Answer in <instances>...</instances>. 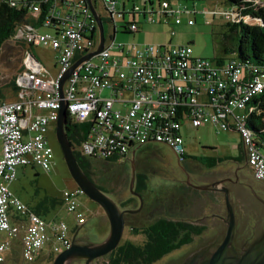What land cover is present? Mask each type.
<instances>
[{"label":"built area","instance_id":"obj_1","mask_svg":"<svg viewBox=\"0 0 264 264\" xmlns=\"http://www.w3.org/2000/svg\"><path fill=\"white\" fill-rule=\"evenodd\" d=\"M62 2L53 15L55 29L44 22L41 26L44 32L25 27L26 32H17L13 37L26 45L54 51L55 77H46L41 65L27 54L22 58L21 71L12 79L17 99L0 100V231L8 236L18 231L19 226L9 221V208L22 215L20 242L25 261H32L46 244L53 255L71 242L73 228L62 220L46 221L7 186L15 178L17 166H37L45 172L50 169L52 150L46 131L48 124L57 118L61 100L66 102L73 121L94 122L90 138L76 148L83 156L123 158L131 146L148 142L164 143L181 156L183 141L179 127L181 121L187 120L195 128L211 124L217 131L237 132L252 177L264 182V154L255 146L245 125L248 113L257 107L249 102L264 89V73L241 81L239 67L232 60L219 64L194 56L188 45H143L121 62L122 68L128 70L125 74L104 46L68 75L61 98L60 79L75 60L93 51L97 42L95 20L86 0ZM99 2L104 14L113 19L116 0ZM29 8L31 14L38 12L36 5ZM167 8V3L161 2L159 13L164 14ZM234 18L232 13L231 19ZM137 28L133 22L126 26L131 33ZM108 68H113L112 74ZM103 89L109 90L111 96L100 98ZM125 90L132 97L121 100ZM115 101L122 105V110L113 107ZM80 192L77 187L64 189L60 196L77 225L84 221L77 197ZM6 246L7 240L0 241V263Z\"/></svg>","mask_w":264,"mask_h":264},{"label":"rangeland","instance_id":"obj_2","mask_svg":"<svg viewBox=\"0 0 264 264\" xmlns=\"http://www.w3.org/2000/svg\"><path fill=\"white\" fill-rule=\"evenodd\" d=\"M132 2V6L136 5L138 8H141V5L138 3V1L135 0ZM260 2L261 0H252L254 5H257ZM129 5H131V2L125 6V9ZM226 7L227 5L221 2L216 8H218V10H225ZM117 8H119V4ZM114 12L116 11L114 10ZM99 13H101V11H99ZM153 18L156 23H159L157 24V27H150L149 25L151 23L149 22L143 23L142 29L135 34L121 33L120 27L122 24L121 22H117V24H115L117 33L115 34L112 44L108 46V51L119 54V48L117 45L121 43L125 44L124 52H132V50L129 49L132 43L153 44L152 40H158L161 42L163 41L164 43L166 37L167 39L169 38L170 29L161 22L160 18L156 17L155 15ZM176 18L180 19V16L176 15ZM171 19L173 20L174 18ZM192 19L193 18H190V20ZM127 20L128 17H125L124 21ZM227 20V18L223 20L220 16H215L212 19L210 15L203 17L202 15L197 14L195 20H192L194 21L192 25H185L184 23H181L179 30L173 27V31L176 33L175 37L173 38V42L187 43L192 49L196 50L207 59H213L215 56L225 58L234 57L235 54L230 51L235 50L236 40L235 36L230 34L224 25L225 21ZM181 21L184 22L182 17ZM205 21H207V23H205ZM44 31L46 30L42 27L37 29V32L39 33ZM107 32L108 27L103 23V35L105 38L107 36ZM13 41L14 40H8L2 46L0 52V90L7 95L11 90L9 82L12 83V78L19 71L23 51V47L20 45V43H15ZM225 50L226 53L224 52ZM30 52L34 58L39 61L41 65L50 73V76L54 78L57 73V66H53L55 61V53L42 46H32ZM92 60L95 61V59ZM106 95V92L102 94V96ZM190 129L191 128L188 127V131ZM234 135L235 137L238 136L239 138L237 132ZM192 136L193 134L190 137L192 146H201L199 145L200 143H197L198 141H196L195 137L192 138ZM46 138L52 150V164L50 166L49 172H45L39 167L34 166L30 168L29 175L25 178H22L20 186L23 187L21 190H23V195L28 199V202H30V199H41L43 196H45L44 194H46V196L51 195L52 197L56 198L61 195L64 189L71 190L76 187L74 181L67 171L59 144L56 141L54 135V122H50L48 124ZM234 140L236 141L234 142L237 143V137ZM204 141L208 147L220 146L219 148L221 149H226L228 146H230L231 142L220 139V136L218 139H216L213 131H207L205 133ZM75 148L78 147L76 146ZM234 153L236 156H238L236 148L234 149ZM128 154L129 156L127 157ZM128 154L126 155L128 159L126 158L127 161L125 163L105 161L102 158L93 156L90 158L88 157L90 166L89 176L94 184L101 188L105 195L110 197L112 200L117 201L116 199L126 197L132 193V190L129 189V185L126 186V181L128 179L131 167L133 166L134 180L140 178L139 180H142V183L145 184V188L140 199H132L128 204H126L128 211L123 215L124 225L119 243L123 242L124 240L139 243L141 242L142 237L139 234L131 232L130 227H143L154 221L151 218V210L153 209L151 207L155 206L159 197H168L172 199L177 193H179L178 189L176 188L175 181L177 180V177L175 175H170L168 177L161 172L162 167H164V161L169 163V165L172 167H176V165L179 163V160L178 155L172 150L171 147L158 146L155 143L136 147L133 153L130 152ZM145 160H148L149 162L146 163ZM148 166L151 167V171H147L146 173ZM141 174L145 175H143L144 178L141 177ZM163 182L166 183V187L159 185ZM44 190L46 193H44ZM77 197L81 203L79 206V211L82 213L85 219L77 233L86 235V240L88 241H101L107 234V232L105 233L104 231L105 229L102 230L98 225L100 219H104L105 217L102 210L95 202L90 200L82 192H80ZM117 203L119 202L117 201ZM41 215L43 216V213H41ZM44 217L62 220L68 226L72 227L73 231L74 227L77 226L73 213L69 212L63 204H58L54 208H51L50 212L44 215ZM79 234L77 237L80 236ZM55 254L56 253H54L52 257ZM50 263L51 261L46 264ZM98 264H104L103 260H99Z\"/></svg>","mask_w":264,"mask_h":264},{"label":"crops","instance_id":"obj_3","mask_svg":"<svg viewBox=\"0 0 264 264\" xmlns=\"http://www.w3.org/2000/svg\"><path fill=\"white\" fill-rule=\"evenodd\" d=\"M120 1V2H119ZM132 1L135 0H116V3L114 5V10L116 11L114 13V17L112 19L114 25L117 24V22H121L122 26L120 27L121 33L125 31L122 27L125 26L124 23L127 22H133L137 25V31L132 32L131 34H135L139 32L142 29L143 23H151L149 26L152 28L157 27L156 21L154 20L153 16L160 18L161 22L169 27V38L163 41L158 40H152L153 44H145V43H132L130 46V50L132 52L126 51L124 52V45L125 44H119L117 47L119 48L118 52L111 53L108 51V46L112 44L115 34L117 33L116 25L114 26V34L111 37V39L108 38L109 29L107 32V36L105 40V47L107 49V52L111 59H114L118 61L117 66H119L120 70H123V73L127 74L128 70L125 68H122L121 62L125 59L127 56H132L134 53V50L137 48L143 46V45H151L153 47H169V46H177V45H188L187 43H174L173 38L175 37V32L173 31V27L179 30V26L181 23H184L185 25H192V23L195 20V17L197 14L202 15L203 17L210 15L213 19L215 16H220L223 20L227 18L229 21L231 19L232 13L230 10H227V7L225 10H218L216 8L219 3H221L219 0H136L138 3H140L141 8H138L136 5L132 6ZM167 3V10L164 12V14L159 13V7L161 2ZM94 2V8L99 13V16H104V11L102 8V5L100 4L99 0H93ZM131 2V5H129L126 9L125 6ZM156 2V3H154ZM119 4V8H117ZM135 10V11H134ZM177 16H180V19L176 18ZM125 17H128L127 21L125 20ZM184 19V22L181 21ZM171 18H174L173 20ZM190 18H193L190 20ZM178 20V23H175V20ZM154 20V21H153ZM227 20V21H228ZM191 21V24H188V22ZM225 21V23L227 22ZM207 23V21H205ZM161 24V23H160ZM103 30V28H102ZM173 32L171 35L170 33ZM130 33V32H127ZM104 37V36H103ZM15 43H20V45L23 47L22 51V57H21V65L19 68V71L22 69V58L26 56L27 54H30L33 58L34 56L31 54L30 49L32 46H40V45H31L30 47L27 46L22 40L14 39ZM43 47V46H42ZM47 48V47H46ZM49 49V48H48ZM128 49V50H129ZM51 50V49H50ZM192 54L194 56L205 58L203 55H201L196 50L192 49ZM52 51V50H51ZM1 52V50H0ZM54 52V51H53ZM55 53V52H54ZM128 54V55H126ZM218 58V57H214ZM35 59V58H34ZM36 60V59H35ZM37 61V60H36ZM40 65L41 63L37 61ZM55 65V61L53 63V66ZM45 72L46 77H51L50 73L41 65ZM17 72V73H18ZM108 72L110 74L113 73V68H108ZM16 73V74H17ZM15 74V75H16ZM14 75V76H15ZM14 78V77H13ZM12 78V79H13ZM10 85V92L9 94H5L0 90V100L4 101H14L17 99V93L16 88L11 86V82H9ZM13 91V92H12ZM106 92V96H102V94ZM110 92L107 89H103L99 93L100 98H108L110 97ZM132 97V94L129 90H125L122 92V95L120 97L121 100H128ZM8 98V99H6ZM113 107L123 109L122 105L115 101L113 103ZM33 112H36V110L33 108ZM39 112V111H38ZM188 127L191 129L188 131ZM211 132L215 134V138L218 139L220 136V139L228 140L230 142V146H228L226 149H221L219 147H208L206 145V142L204 141V135L206 132ZM179 132L182 137L183 141V153L181 157L178 160L182 162L188 170L194 171V167L197 166L199 169H202L203 171L210 170L211 167L214 166V164L218 162H225L227 163V168L232 169L234 168V171L237 174V179L234 181H220L218 183H214L212 186L209 184H204L200 182L199 185L194 187L193 185L189 184H183L180 180H178V171L176 172L177 168L172 167L169 165V163H166L164 161V167H162V173L166 176H176V188L178 189V192L174 198H164L159 197L156 204L151 210V218L155 221L157 219H167L171 221H192V223H197L195 219L205 216L210 217L211 219H214V214L219 215L217 218H220V220L225 226L223 222V217L226 214V209L224 205V199H223V189H227L230 192V195L228 196V199L231 203V209L233 212L234 217V224L236 226L241 225L242 227H249L255 224V226H261L260 218H264V183L256 180L252 177L251 172L248 168V166L245 164V167L241 169V167H236L235 164L237 160L239 159L240 155L243 153L240 140L237 137V143L234 139L235 137V131L234 130H226V131H217L216 128L211 124L202 125L200 127H193L189 121L183 120L180 123ZM193 134L192 138L195 137L197 143H200L201 146H192L191 143V135ZM195 141V140H194ZM235 141V142H234ZM155 143L158 146H166L168 145L160 142H148L141 145H134L131 146L128 153H133L134 149L136 147H140L146 144ZM237 149L238 156L234 153V149ZM233 149V151H232ZM1 155V151H0ZM129 154L127 155V157ZM125 157V158H127ZM128 159V158H127ZM144 161V160H143ZM112 162H119L118 160L112 161ZM146 163H148V160H145ZM150 165V164H149ZM34 166H17L15 170V178L7 183V186L9 190L17 196L22 202H24L26 205H28L30 208L37 206L39 204L40 199H30V202H28V199L25 198L23 195V187L20 186L22 182V178H25L29 175L30 168ZM226 168V169H227ZM50 170V169H49ZM49 170L47 172H49ZM36 171V170H34ZM147 171H151V167L148 166ZM145 174V172H144ZM143 174V175H144ZM142 175V174H141ZM142 177L144 178V176ZM159 185H162L166 187V183L163 182ZM210 187V188H208ZM214 188V189H212ZM215 190L214 192L209 191ZM219 191V192H217ZM44 193L46 191L44 190ZM46 195V194H44ZM51 196V195H48ZM61 196V195H60ZM56 197V198H59ZM120 204H128L129 202L126 201L125 197H121L120 199H116ZM116 202V201H115ZM117 203V202H116ZM49 207L45 209V207L39 208V211L43 213V216L40 213V216L43 217L46 221L51 222L56 220L55 218H46L44 215L50 212ZM9 221L11 224H17L18 231L13 236H8L6 232L0 231V241L7 240V246L3 252V261L0 264H36V263H42L46 264L51 261L52 253L49 251L50 245L46 244L42 249H40L37 254L35 255L34 259L32 261H25L21 256V242H20V235L22 233V226L23 218L22 215L16 213L12 208H9ZM259 221H257L258 219ZM257 219V220H256ZM85 221V219H84ZM83 221V223H84ZM216 221V220H215ZM153 222V221H152ZM151 222V223H152ZM78 224L76 228H80V226L83 224ZM150 224V223H149ZM148 224V225H149ZM99 227L101 229H105V233L108 231V221L106 217L104 219H100V222L98 223ZM72 228V227H71ZM78 231V230H77ZM259 233H263L259 231ZM42 261V262H41Z\"/></svg>","mask_w":264,"mask_h":264},{"label":"trees","instance_id":"obj_4","mask_svg":"<svg viewBox=\"0 0 264 264\" xmlns=\"http://www.w3.org/2000/svg\"><path fill=\"white\" fill-rule=\"evenodd\" d=\"M220 1L227 5V9L231 13L235 14L234 19L224 24L228 32L235 36L236 47L234 51H230L235 56L208 60H214L219 64L223 61L232 60L239 67L241 81L252 78L253 74L264 73V0H261L257 5H254L252 0ZM91 2L94 5L93 0ZM61 3H63L62 0H16L14 2L11 0H0V50L17 32H26L25 27L36 29L40 28L44 22H47V27L55 29L57 23L53 15L57 12V8ZM31 5H36L38 12L31 14L29 8ZM129 23H124L125 26L122 28L125 31L122 33L128 32L126 26ZM27 46L30 47L31 45ZM224 52L226 53V50ZM11 86L14 88L13 84ZM249 104L257 107L248 113L245 125L254 140L255 146L264 154V89ZM93 124V121H73L66 110V135L76 162L89 179V158L92 156H83L75 147L90 138L89 135ZM119 158L113 155L106 161H116ZM38 203L37 206L31 208L27 206L30 210L40 215L42 213L39 211L40 206L45 207V209L47 207L54 208L56 205L62 204V201L59 198L45 195ZM185 225L182 220L157 219L143 227H130L131 232H142L145 239L139 243L129 240L118 243L111 251L105 254L103 262L104 264H147L172 246L171 243L166 244V241L162 239V232L182 229Z\"/></svg>","mask_w":264,"mask_h":264},{"label":"water","instance_id":"obj_5","mask_svg":"<svg viewBox=\"0 0 264 264\" xmlns=\"http://www.w3.org/2000/svg\"><path fill=\"white\" fill-rule=\"evenodd\" d=\"M86 3L95 20L97 32L96 46L93 51L75 60L67 73L60 79L59 96L61 98L62 85L68 75L83 61L89 60L104 49V37L99 13L95 10L91 0H86ZM65 125L66 102L61 100L57 118L54 122V135L56 141L59 144L70 177L74 181L76 187L100 207L108 221V231L106 236L99 242H91L88 240L79 242L80 236L75 237L78 228L74 229L70 245L56 253L52 257L50 264H70V262L75 260H84V264H93L94 258L105 255L119 243L124 225L123 213L127 212L128 209L121 210L117 203L105 195L79 167L67 138ZM133 178L134 173L132 166L129 179V189L131 190ZM209 185L212 186L213 184ZM229 195V190L223 189V199L226 209V214L222 218L226 228L224 236H215L188 247L170 258L164 264H264V232L260 233V236L258 235V237L246 247H242L232 240L235 224L231 203L228 199Z\"/></svg>","mask_w":264,"mask_h":264},{"label":"flooded vegetation","instance_id":"obj_6","mask_svg":"<svg viewBox=\"0 0 264 264\" xmlns=\"http://www.w3.org/2000/svg\"><path fill=\"white\" fill-rule=\"evenodd\" d=\"M103 23L107 25L109 29L108 38L111 39V37L114 34V26H115L112 21V18H110L108 15L105 14L104 16L102 15L101 17L102 28H103ZM105 42L106 40L104 37V46H105ZM104 160L106 161V159ZM117 160L119 161L118 163L121 162L125 163L127 161L126 158H120ZM226 164L227 163L225 162H218L214 164V166L211 167L210 170H206V171H203L202 169H199L197 166H195L194 171H190L182 162L179 161V163L176 165L177 168L176 172L178 171L177 173L179 174L178 180H180L183 184L193 185L194 187L199 185L200 182L204 184H214L224 180L234 181L235 179H237V174L234 171V168L228 169ZM245 164L246 163L244 159V153H242L239 159L237 160V162L233 165H235L236 167H241L242 169L245 167ZM129 179H130V173L126 181V186L129 185L128 182ZM139 179L134 180L133 178L134 181L132 187L134 188H132V193H130L128 196L125 197L127 202H130V200L132 199L138 200L139 197H142L145 184H143L142 180ZM209 191L214 192L215 190L209 189ZM117 205L121 210L128 209L126 203L120 205L119 203H117ZM214 216H216L214 217V219H211L210 217L201 216L195 219L197 223H192L191 220L188 222L185 221L186 225L182 227V229H177V230L175 229L172 230L171 232H165V233L162 232V237H163L162 239L166 241V244L171 243L172 246L166 252L162 253L156 259L148 262L147 264H164L170 258L177 255L178 253H180L181 251L185 250L188 247H191L195 244H198L215 236L223 237L226 228L225 226H223L222 222L218 220L220 219L217 218L219 215L217 216L214 214ZM257 221H259V219ZM260 221H262L260 227L255 226V224L249 227H242L241 225L238 226L235 225L234 233L232 234V240L238 243L239 245H241L242 247H246L248 244H250L258 237V235L260 234L259 231L264 232V218L263 217L260 218ZM77 232L75 234V237H77L79 234ZM136 234H139L142 237L141 241L145 239L144 234L142 232L139 231L136 232ZM79 235H80L79 242L86 241V235L83 234H79ZM104 256L105 255L94 258L93 264H98V261L103 260ZM70 264H84V260H75L70 262Z\"/></svg>","mask_w":264,"mask_h":264}]
</instances>
